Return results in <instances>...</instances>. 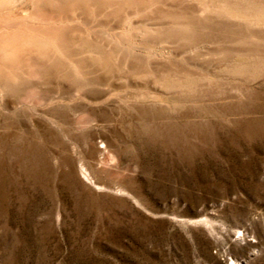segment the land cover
Returning a JSON list of instances; mask_svg holds the SVG:
<instances>
[{
	"label": "rangeland",
	"instance_id": "rangeland-1",
	"mask_svg": "<svg viewBox=\"0 0 264 264\" xmlns=\"http://www.w3.org/2000/svg\"><path fill=\"white\" fill-rule=\"evenodd\" d=\"M119 1L0 0L1 53L61 26L103 83L2 95L0 264H264V0Z\"/></svg>",
	"mask_w": 264,
	"mask_h": 264
},
{
	"label": "bare ground",
	"instance_id": "bare-ground-1",
	"mask_svg": "<svg viewBox=\"0 0 264 264\" xmlns=\"http://www.w3.org/2000/svg\"><path fill=\"white\" fill-rule=\"evenodd\" d=\"M127 1L130 4L131 3H139L140 4L144 0H124V1L120 0L118 2V4L121 5ZM119 5H118V7H119ZM38 9L35 10V13L38 14L39 16H41V18H42V16H44L45 14L43 13V11L40 8H38ZM172 11H174V10L172 9ZM172 11L171 12H166V11L161 12L160 11L159 13L161 15H168L172 19L183 18L184 16H186V15H184V16L181 15L183 12L181 13V12H172ZM193 12L197 13L196 14L198 16L197 19L194 18V20L192 19L189 21L188 20H179L178 21L179 24H176L177 26L175 25V27L177 28V30H179L178 27L183 26V28H182L183 30H179V31H184V32H182V34H180L181 38L186 39L189 42L191 41L194 44L195 42L200 40V39L198 40V38H199V32L198 31L203 30L205 27V24L207 22H206V18H204V16L201 15V13L203 12V8H200V7L194 8ZM200 15L203 18L200 19L199 18ZM156 16H158V15H156ZM157 18H159V17H157ZM185 18L187 19V17H185ZM42 19H45V18H42ZM166 21H168V20H166ZM173 21L175 22V20H173ZM222 27H224V26H222ZM63 28L64 27L56 26V25L41 26L40 30L42 32H44L45 37L49 38V40L51 41V44H52L51 47H47L44 44H40L41 47H47V49L46 48H40L39 45H35L33 47H28L25 44H23V42L21 43V45L19 44L20 46H18V47L5 48V49L9 50V52L6 54L1 53L2 49H0V59H1L0 60V106L2 108H6V106L8 105L7 102H3V99H2L3 94L8 93V94L16 95L17 97H23L25 95L31 94L34 91L33 90L34 86L30 83L31 77L36 76L37 73H38V75L44 74L45 71L52 70L51 68L55 67V66H61L63 68V70L67 71L68 75L70 76V78L72 80V83L78 89L82 88V89L89 91V95L85 96L86 99L87 98L96 99V96L94 98L92 96V92H91L92 88H93L92 86H94V87L95 86L96 87L97 86H103V83L99 82V81H92V79H93V78H91L92 76L91 77L89 76V74H91V70H89V68H88V65L90 66L91 64L88 62V60L84 61V58L82 56H80V57L75 56L76 54H79V52H74L75 50L73 51V49L71 50L73 43L71 42L70 38L65 36ZM223 29H225V27ZM218 30H219V28H218ZM188 31H190V32H188ZM252 33H254V32H252ZM0 35H2V33H0ZM238 36H240L239 33H238ZM246 36H247V34H246ZM249 36H250V34H249ZM257 37H259V36H257ZM42 42H43V39L40 40V43H42ZM0 44H1V42H0ZM180 44H182V43H180ZM31 48L37 49V50H35V53L33 55L28 53V50ZM28 55H30V56H28ZM35 56H37V57H35ZM95 58H97V57H95ZM133 65H135V66H133ZM129 67L134 69L135 67H138V66L134 62H132V63L130 62ZM186 67H188V66H186ZM92 73H94V72H92ZM96 73H97V71H96ZM95 76H93V77H95ZM202 76H204V75H202ZM99 89H100V87H99ZM94 90H96V89H94ZM75 107L72 109L73 111L76 110ZM73 123L78 124L79 121L74 120ZM94 144L95 143L92 144V152L95 155L96 153H99L100 150Z\"/></svg>",
	"mask_w": 264,
	"mask_h": 264
}]
</instances>
